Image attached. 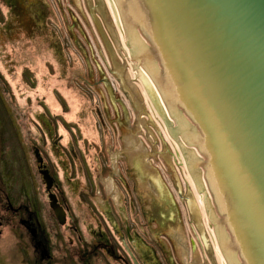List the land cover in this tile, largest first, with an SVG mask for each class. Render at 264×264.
I'll use <instances>...</instances> for the list:
<instances>
[{
  "label": "water",
  "instance_id": "95a60500",
  "mask_svg": "<svg viewBox=\"0 0 264 264\" xmlns=\"http://www.w3.org/2000/svg\"><path fill=\"white\" fill-rule=\"evenodd\" d=\"M97 2L184 178L208 182L215 264H264V0Z\"/></svg>",
  "mask_w": 264,
  "mask_h": 264
},
{
  "label": "flooded vegetation",
  "instance_id": "af4514ba",
  "mask_svg": "<svg viewBox=\"0 0 264 264\" xmlns=\"http://www.w3.org/2000/svg\"><path fill=\"white\" fill-rule=\"evenodd\" d=\"M0 6L7 9L8 22L28 14L41 24L50 12L43 0H0ZM81 78L88 91L79 87V116L101 138L89 140L75 123L60 133L56 115L46 112L32 114L29 142L17 132L19 183L9 187L0 176V234L3 227L15 232L20 255L9 261L0 256V264H184L180 196H172L164 179L155 177L153 159L144 158L137 144L124 142L135 133V122L123 112L118 118L121 101L112 87L106 85L108 108L96 82ZM94 93L99 104L88 105Z\"/></svg>",
  "mask_w": 264,
  "mask_h": 264
},
{
  "label": "rangeland",
  "instance_id": "374dc122",
  "mask_svg": "<svg viewBox=\"0 0 264 264\" xmlns=\"http://www.w3.org/2000/svg\"><path fill=\"white\" fill-rule=\"evenodd\" d=\"M43 2L50 12L41 24H34L28 14L14 16L8 22L9 13L0 6V176L3 181L7 184L10 181L9 187H18L20 169L16 159L21 153L18 146L21 135L17 132L20 131L23 140L30 141L35 128L34 113L56 115L60 133H65L67 123H75L80 131L86 130L89 140L99 138L100 133H90L88 119L81 120L79 116L83 103L79 87L88 91L80 78L96 82L108 108L111 101L106 85L110 86L121 101L116 109L118 118L123 112L135 122V133L125 135L124 142L137 144L144 158L153 159L155 177L164 179V188L172 196H180L177 206L185 224L180 233L185 248L181 257L184 264H215L213 242L207 244L205 238L215 230L209 225L206 206H202L207 200V187L196 182L197 187L192 177L184 178L175 155L177 143L173 142L172 134L170 139L165 136L166 123L162 122L160 109L156 108V112L144 93L137 62L129 60L128 53L119 51L97 0ZM87 103L99 104L96 93L88 97ZM89 122L93 125L96 120L90 117ZM24 128L31 132L24 135ZM94 153L91 150V167ZM14 234L8 227L1 229L0 256L8 261L20 255L16 250L19 239Z\"/></svg>",
  "mask_w": 264,
  "mask_h": 264
},
{
  "label": "bare ground",
  "instance_id": "6f19581e",
  "mask_svg": "<svg viewBox=\"0 0 264 264\" xmlns=\"http://www.w3.org/2000/svg\"><path fill=\"white\" fill-rule=\"evenodd\" d=\"M137 75H138V73H137ZM142 80V83H143V85H142V87L144 88V93H145V95H146V97L148 98V99H150V101H151V103L153 104V106L155 105V101H156V96H154V95H151V94H148V91H147V86H146V81H145V79H141ZM154 109H156V108H154ZM156 112H157V109L155 110ZM166 129H167V131H165V136L168 138V139H170V137H169V134L171 135L172 133L170 132V130H172V129H170V126H169V124H167L166 123ZM167 132V133H166ZM172 136V135H171ZM177 146H178V149L174 146V149H175V155L177 156L176 158L178 159L179 158V152H185V147H183V146H181V145H179V144H177ZM178 161V160H177ZM194 181V176H192V182ZM203 183H205V182H203ZM194 184L198 187V185L196 184V182H194ZM207 184V185H206ZM205 185L206 186H208V182L206 183ZM201 201V200H200ZM207 201V200H206ZM202 203H203V201H202ZM202 206L205 208V206H206V202H205V205L204 204H202ZM208 215H209V213H208ZM210 217V216H209ZM213 230V229H212ZM214 232H215V230H214Z\"/></svg>",
  "mask_w": 264,
  "mask_h": 264
}]
</instances>
